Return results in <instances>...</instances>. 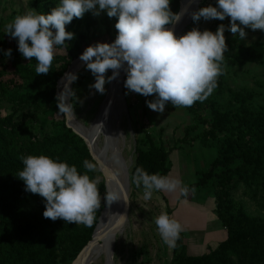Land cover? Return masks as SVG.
I'll return each mask as SVG.
<instances>
[{"label":"trees","instance_id":"trees-1","mask_svg":"<svg viewBox=\"0 0 264 264\" xmlns=\"http://www.w3.org/2000/svg\"><path fill=\"white\" fill-rule=\"evenodd\" d=\"M34 5L37 13L49 11L41 0H35ZM169 7L178 13L180 0H171ZM229 21L228 17L224 32L227 50H238L231 56L238 60L257 52L260 41L245 46L228 37ZM96 23L94 17L86 19L85 31H81L79 20L74 17L66 25V30L74 33L73 39L56 47L64 49L65 53L54 56L50 71L39 75L35 73V59L29 60L21 55L18 45L9 42V35L0 23V58L9 60L17 77V80L5 81L6 65L0 69V108L7 109L6 115L0 112V177L5 178L0 186V264H71L92 239L99 217L107 206L103 199L107 192L105 179L99 169L89 173L90 176L100 177L98 186L102 197L101 207L96 211V218L90 227L65 223L60 218L54 221L45 218L44 198L26 191L24 182L17 177L23 168L21 157L27 155L44 154L59 158L76 165L81 172L84 171L85 159L96 162L85 141L65 122L49 128L42 123L58 109L56 83L94 40L96 34L91 27ZM9 49L10 56H5ZM225 92L231 93L235 107L226 103ZM218 94L223 97L217 98ZM167 104L172 105L170 102ZM186 108L194 122L185 127L181 141H200L202 145L210 144L217 151L209 167L198 172L199 179L187 186H205L214 191L216 211L227 229V236L216 249L192 255L188 253L182 231L173 247L176 251L173 264H234L232 258L235 257L238 264H244L249 258L252 264H264L263 231L257 225L258 220L250 217L232 196L240 185L254 192V184L260 183L259 177L263 178L264 186V101L256 105L252 95L234 92L218 78L215 89L204 101L194 102ZM200 126H203L202 131H199ZM146 137L137 141L131 176L137 166L148 173L168 176L172 169L171 150L161 138L157 143L150 133ZM166 199L164 196L165 202ZM29 203L38 207L36 216L28 211ZM227 205L232 208V213L224 210ZM172 213L173 209L167 205V214L171 216Z\"/></svg>","mask_w":264,"mask_h":264},{"label":"clouds","instance_id":"clouds-1","mask_svg":"<svg viewBox=\"0 0 264 264\" xmlns=\"http://www.w3.org/2000/svg\"><path fill=\"white\" fill-rule=\"evenodd\" d=\"M170 3L171 0H59L48 13L28 11L15 16L5 31L17 39L18 51L24 58L35 59V73L47 74L56 47L74 37L66 25L86 11L91 10L94 15L106 12L108 17L117 18L114 41L89 45L79 57L95 78L90 87L103 94L105 84L124 68V87L145 97L155 94L153 100H146L147 107L162 113L169 102L174 107H190L194 102L204 101L223 73L222 63L228 48L222 24L215 32L193 28L177 36L166 27L180 18L170 9ZM225 17L230 18L228 30L238 32L240 39L246 35L245 28L264 31V0H216L215 6L201 7L192 13L193 21ZM4 54L10 56L11 49ZM110 69L112 74L106 76ZM76 78L75 74L71 75L72 80ZM67 98L66 89L57 97L60 113L71 112ZM21 161L23 168L17 177L24 182L26 191L44 198L45 218L92 226L102 199L100 177L89 175L98 169L96 162L85 159L81 172L76 165L44 154L23 156ZM132 179L137 187L143 188L145 201L154 191L179 190L183 197L190 192L187 185L181 186L179 178L148 173L140 166ZM103 199L106 204L119 200L111 192H106ZM154 223L162 242L175 247L184 226L167 213L156 216Z\"/></svg>","mask_w":264,"mask_h":264},{"label":"rangeland","instance_id":"rangeland-1","mask_svg":"<svg viewBox=\"0 0 264 264\" xmlns=\"http://www.w3.org/2000/svg\"><path fill=\"white\" fill-rule=\"evenodd\" d=\"M34 1L0 0V23L4 26V30L5 26L15 16L28 11L37 13ZM41 1L49 9L47 13L55 8L59 2V0ZM209 5L215 6L216 0H199L195 10L197 11L199 8ZM91 17L96 18L97 23L94 27H91L96 37L90 45L97 42L111 43L114 41L112 38L115 39L117 35L115 28L117 18L108 17L104 11H101L99 15H94L91 10L86 11L82 17L78 18L81 31H85L86 19ZM227 23L228 17H225L224 20H205L201 18L198 21H193L191 19L177 36L183 35L193 28H198L201 31L211 30L215 32L219 25L226 26ZM245 32L246 35L243 39L239 38L238 32L232 33L231 31L228 37L235 39L237 44L245 46H250L256 41H260V49L238 60L231 56L233 52H237L238 50H226L222 63L223 73L218 78L227 86H230L234 92L252 95L253 101L258 105L264 101V31L245 28ZM9 42L18 45L17 39L10 35ZM64 53V49L56 48L55 56L63 55ZM3 65H6V68ZM57 65L59 66V63ZM1 68H5L3 75L5 81L17 80L8 59L0 58ZM111 74L112 70L110 69L106 73V76H110ZM76 77L73 80L68 96L71 111L81 127L90 128L99 115L104 101L107 99L108 92L111 89V81H115L116 78L105 84V91L101 94L90 87L95 82V78L91 71L86 69L85 65ZM59 80L56 83V88ZM123 93L126 99V109L121 110L118 117L115 118L117 115L113 117L111 123H109L111 124L110 130H98L96 134V144L103 151L104 160L107 165L109 164L110 169L114 165L109 150L111 149L110 146H113L112 150L114 149L116 155L118 154L117 152L121 153L125 164L131 170L135 161L137 141L146 139V134L150 133L154 136L157 143H159L158 139L161 138L166 147L171 150L172 174L169 175L179 178L182 181L181 186L192 185V183L196 182L199 179L198 172L204 171L209 167V164L217 155V151L210 144L202 145L200 141L194 143L181 141L185 135V127L194 122L192 114L186 107H174L170 104L165 105V110L162 113L156 112L149 109L146 104V100H153L155 94L145 97L142 94L128 91L125 87ZM216 97L220 99L223 96L218 94ZM224 99L230 107L236 106L231 98V93L225 92ZM0 112L2 115H6L7 109L0 108ZM66 120V114L60 113L56 109L51 118L41 121L49 128L56 123H66ZM202 129L203 126H200L199 131H202ZM190 134L194 135V133ZM262 175H264V172H262ZM132 177L130 173V210L127 220L122 230L117 233L112 248L107 247L108 242L106 243V238L103 239V244L96 245V250L90 256L89 264H173L176 251H174L173 247H168L162 242L154 223L156 216L161 213H167V205H170L173 209L171 217L177 219L184 226L183 233L186 241L190 242L187 243L190 244L188 251L192 255L199 253L195 252V249L200 245L199 240L204 242V248H201L203 251L198 255L216 249L221 242L220 240L226 238L227 229L222 224L220 214L216 211V195L211 188L191 186L189 187L190 192L187 197L181 196L179 190L173 193L154 191L152 197L145 201L143 199V188L137 187ZM262 179L259 177L260 183L258 185L254 184V192L248 190L244 185H240L234 190L232 196L233 200L242 206L250 217L258 220L257 225L262 229L264 239V186L262 184L263 181H261ZM4 181L5 178L0 177V186ZM192 188L195 189V192L191 191ZM166 193H168V196ZM163 195L166 196V202L168 201V203L165 202ZM27 209L35 216L37 215L36 212H39L38 207L35 204L33 205V203H29ZM224 210L228 213L233 212L232 208L228 205L224 206ZM219 212L222 211L219 209ZM207 213H214L216 215L217 220L214 222L215 225L211 220L209 222ZM209 227L212 230L211 234L207 232ZM198 230L207 232V237L201 239V235L196 234L200 233L197 232ZM216 231H219V238L214 236ZM192 242L196 245L193 250L191 248ZM232 259L234 264H238L236 257ZM244 264H252V259H247Z\"/></svg>","mask_w":264,"mask_h":264},{"label":"water","instance_id":"water-1","mask_svg":"<svg viewBox=\"0 0 264 264\" xmlns=\"http://www.w3.org/2000/svg\"><path fill=\"white\" fill-rule=\"evenodd\" d=\"M187 6H188V4H184L183 1L180 0V9L178 12L179 17H181L183 11L187 8ZM179 20H180V18H179ZM179 20L176 21L175 23L169 25V26H166V27H170L176 35H178L179 32L181 31L178 29H174L176 27V25L179 23ZM78 59H80V58L78 57L77 59H75L72 62V64L68 67L67 71L60 78L59 83L57 85V96H59V94H61L60 90H59L60 82L67 77L66 78V88L67 89H68V87L71 88V85L73 83V80L71 79V75L72 74L77 75L78 72L85 65L86 62H82L81 65H79L71 73H69L71 70V67L73 66V64ZM125 78H126V71L124 68H121L119 75L116 77V84H117V90H118L117 100L114 101L112 107H108L105 111L102 112V109L106 103V100L110 99L111 95H112V94L108 93L107 99L104 101V103L101 107L100 113L95 120L96 123L94 122L90 128L83 126L82 130H78L76 127H74L72 125V123L70 121V117L72 116V111L70 113H65L66 119H67L66 120L67 126L69 128H71L77 135H79L85 141L92 157L97 162L99 170L101 171L103 176L105 175V168L110 170V167H109V164L107 165L106 162L102 163V161L100 160V157L98 156V153L100 151H99V147L96 144V138H97L96 134H97L98 130H101V131H104L106 129L110 130L111 124H109V123H111L113 117L115 115H117V116H115V118L118 117V115L120 114V111L123 109H126V107H127L126 106V99H125V95L123 93ZM113 82H114V80L111 81L110 88L113 85ZM70 88L68 90V96L70 94ZM66 103H69V98H67ZM114 131H116V130H114ZM116 150L119 151L118 149H116ZM97 151H99V152H97ZM117 153H118L117 156L122 158L121 153L120 152H117ZM129 169L130 168L125 166V169H124L125 170V177H124L125 178V184H121L120 188H119L120 198H119V202L117 205L118 206V216L116 217L113 225L107 231H105L102 235H100L101 231H99V227L101 225V221L105 215L110 214L111 209H112V205L107 204V206L103 209L101 216L99 217V222L94 229L92 239L80 251L78 256L74 259V261L71 264H83V257H85L86 255H89V256L84 261V264H89L91 251L94 249V247L97 244H103V239L106 237L109 239V242L107 243V247H109V248L113 247L114 239H115L117 233L122 230V227H123L125 221L127 220L129 210H130V170ZM104 179H105L106 191L109 192L108 179L106 178V176H104Z\"/></svg>","mask_w":264,"mask_h":264},{"label":"bare ground","instance_id":"bare-ground-1","mask_svg":"<svg viewBox=\"0 0 264 264\" xmlns=\"http://www.w3.org/2000/svg\"><path fill=\"white\" fill-rule=\"evenodd\" d=\"M182 1L184 4H188V6L183 11V13L180 17L179 23L174 28V29H178V30H182L184 28V26L190 22V20L192 19V13L196 11L195 9L197 8V4H198L199 0H182ZM82 62L83 61L78 59L74 63V65L71 67V70L69 73H71L76 67L81 65ZM66 78L60 82L59 90H60V93H62L66 89V94L68 95V90L70 87H68V89L66 88ZM108 93L112 94V95H111L110 99L106 100V103L102 109V112L105 111L108 107H112L114 101H116L118 98L116 79H115V81H114V83H113V85H112V87ZM70 121L74 127H76L78 130H82V127L79 125L78 121L75 119L73 114L70 117ZM107 144H108V142H107ZM108 145H107V147L110 146V145L109 146ZM110 148L111 149H109V150L111 152L112 159L114 161V165H113V168L110 170L105 168V175L104 176H106V178L108 179L109 192L116 194L118 196V198H120L119 188H120L121 184H125V178H124L125 177V170L124 169H125V166H127V164H125V161L123 160V158H121L115 154L114 149L112 150L113 146L112 147L110 146ZM99 151H97V152H99L98 156L100 157V160L102 161V163H104L105 160H104V156H103V151L101 149H99ZM118 202H119V200L113 201L111 203L112 209H111L110 214L105 215L103 217V219L101 221V225L99 227V231H101L100 235H102V233L107 231L113 225L116 217L118 216V206H117ZM105 240H106V243L109 242V239L107 237ZM95 250H96V246L91 251L90 256L93 254V252ZM88 256L89 255H86L85 257H83V264H84V261L88 258Z\"/></svg>","mask_w":264,"mask_h":264},{"label":"crops","instance_id":"crops-1","mask_svg":"<svg viewBox=\"0 0 264 264\" xmlns=\"http://www.w3.org/2000/svg\"><path fill=\"white\" fill-rule=\"evenodd\" d=\"M172 171V170H171ZM170 171V175L172 174V172ZM170 175H168V176H170ZM167 194V196H168V193H166ZM200 210H203V209H200ZM207 215H208V218H209V222H210V220L213 222V224H214V222H216V220H217V218H216V215L214 214V213H207ZM210 224V223H209ZM215 225V224H214ZM214 228H216V226H214ZM197 232H200V233H196L197 235L198 234H200L201 235V239H204V238H206L207 237V232H208V234H211L212 233V230H210V227H209V229L207 230V232H204L203 230H198ZM191 234V233H190ZM214 236L215 237H217V238H219L220 237V234H219V231H216L215 233H214ZM186 238V237H185ZM185 241H186V239H185ZM200 242H199V247L197 248V249H195V252H201V251H203V249H201L202 247H203V244H204V242L202 241V240H199ZM220 241H222V239L220 240ZM219 241V242H220ZM201 242H203V243H201ZM186 243H190V242H187L186 241ZM189 245L190 244H187V248H188V250H189ZM192 247V250H193V248H195L196 247V245H195V243L194 242H192V245H191ZM204 248V247H203ZM188 253H189V251H188ZM199 253H196V255H198ZM189 254H191V253H189Z\"/></svg>","mask_w":264,"mask_h":264}]
</instances>
